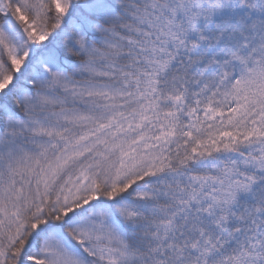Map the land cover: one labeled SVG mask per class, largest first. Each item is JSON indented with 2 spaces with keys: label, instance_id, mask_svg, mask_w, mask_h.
Listing matches in <instances>:
<instances>
[{
  "label": "snow or ice",
  "instance_id": "obj_1",
  "mask_svg": "<svg viewBox=\"0 0 264 264\" xmlns=\"http://www.w3.org/2000/svg\"><path fill=\"white\" fill-rule=\"evenodd\" d=\"M0 264H264V0H0Z\"/></svg>",
  "mask_w": 264,
  "mask_h": 264
}]
</instances>
